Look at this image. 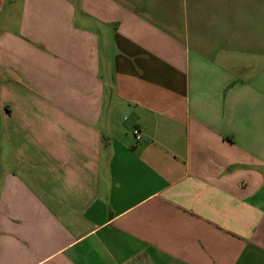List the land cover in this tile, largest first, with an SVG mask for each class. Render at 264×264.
Instances as JSON below:
<instances>
[{
    "label": "crops",
    "instance_id": "obj_1",
    "mask_svg": "<svg viewBox=\"0 0 264 264\" xmlns=\"http://www.w3.org/2000/svg\"><path fill=\"white\" fill-rule=\"evenodd\" d=\"M0 264H264V0H0Z\"/></svg>",
    "mask_w": 264,
    "mask_h": 264
},
{
    "label": "built area",
    "instance_id": "obj_2",
    "mask_svg": "<svg viewBox=\"0 0 264 264\" xmlns=\"http://www.w3.org/2000/svg\"><path fill=\"white\" fill-rule=\"evenodd\" d=\"M136 138H139V135L138 134H136Z\"/></svg>",
    "mask_w": 264,
    "mask_h": 264
}]
</instances>
